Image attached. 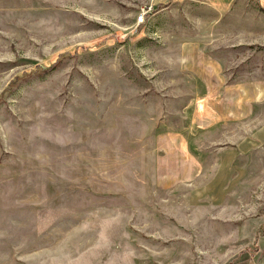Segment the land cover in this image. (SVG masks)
I'll use <instances>...</instances> for the list:
<instances>
[{"label":"rangeland","instance_id":"1","mask_svg":"<svg viewBox=\"0 0 264 264\" xmlns=\"http://www.w3.org/2000/svg\"><path fill=\"white\" fill-rule=\"evenodd\" d=\"M0 264H264V0H0Z\"/></svg>","mask_w":264,"mask_h":264},{"label":"trees","instance_id":"2","mask_svg":"<svg viewBox=\"0 0 264 264\" xmlns=\"http://www.w3.org/2000/svg\"><path fill=\"white\" fill-rule=\"evenodd\" d=\"M55 65H56V62L52 63L49 67H47L46 70L49 71V70L53 69L55 67Z\"/></svg>","mask_w":264,"mask_h":264},{"label":"built area","instance_id":"3","mask_svg":"<svg viewBox=\"0 0 264 264\" xmlns=\"http://www.w3.org/2000/svg\"><path fill=\"white\" fill-rule=\"evenodd\" d=\"M137 21H139V22L142 21V16H141V15H139V16L137 17Z\"/></svg>","mask_w":264,"mask_h":264}]
</instances>
